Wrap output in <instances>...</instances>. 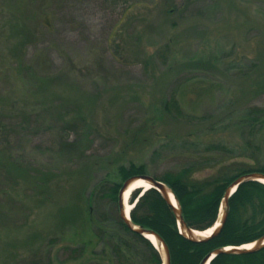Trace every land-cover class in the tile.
<instances>
[{"label": "rangeland", "instance_id": "obj_1", "mask_svg": "<svg viewBox=\"0 0 264 264\" xmlns=\"http://www.w3.org/2000/svg\"><path fill=\"white\" fill-rule=\"evenodd\" d=\"M124 4L0 0V108L32 103L26 123L0 119V264H87L105 247L89 198L121 164L159 175L200 144L246 148L242 121L264 107V0ZM38 55L45 77L29 81L19 64ZM173 95L191 118L164 112Z\"/></svg>", "mask_w": 264, "mask_h": 264}, {"label": "trees", "instance_id": "obj_2", "mask_svg": "<svg viewBox=\"0 0 264 264\" xmlns=\"http://www.w3.org/2000/svg\"><path fill=\"white\" fill-rule=\"evenodd\" d=\"M102 1L113 5L123 1L124 7L136 2ZM17 46L13 47L11 57H17ZM38 56L28 65L16 61L29 81L45 77L38 72H42L41 67L47 65V60L43 61L41 55ZM257 66L254 62L250 68ZM28 100L11 99L10 107L0 108L2 123L7 118L26 123L32 115L28 111L32 103ZM163 110L176 119L191 118L174 95L164 101ZM242 123L246 125L243 128L249 130L244 152L235 154L230 147L220 143L200 144L203 156H192L187 164L178 169L154 175L149 172L148 162L130 161L127 165L118 166L114 181L107 180L97 185L89 198L88 215L96 222L94 236L104 242L105 247L99 253L94 251L93 258L87 264H163L160 253L151 241L132 230L121 217L119 192L124 182L134 176L148 175L165 183L177 198L187 227L201 232L213 228L218 221L227 189L242 176L264 174V156L260 155L264 151V140L260 134L264 128V107H250ZM0 130L4 135L6 129L0 125ZM140 193V190L135 191L131 198L134 205L130 211L131 221L157 233L164 240L169 248L171 264H201L217 249L247 245L264 238V184L261 182L241 183L229 198L222 230L201 242H194L181 234L176 213L157 189L150 188ZM105 200L111 207L107 212H100L99 205ZM69 250L74 260L81 258L85 252L83 246ZM46 260L50 261L48 257ZM43 263L44 258H40L31 264ZM210 264H264V247L245 254L222 253L215 256Z\"/></svg>", "mask_w": 264, "mask_h": 264}, {"label": "water", "instance_id": "obj_3", "mask_svg": "<svg viewBox=\"0 0 264 264\" xmlns=\"http://www.w3.org/2000/svg\"><path fill=\"white\" fill-rule=\"evenodd\" d=\"M145 180L147 181L150 185L151 188H155L157 189L162 195L163 197L166 199V201L171 205V207L173 208L174 212L177 215V219H178V223H179V228H180V232L181 234L185 235V237H187L188 239L194 241V242H201V241H205L208 240L210 238H212L213 236H216L217 234H219V232L222 230L225 222H226V216H227V212H226V207L228 205V201L229 198L232 196V194L236 191V189L238 188V186L246 181H257V182H261L264 184V174L262 173H251L245 176H242L240 178H238L226 191V194L224 196V199L222 201V205H221V209H220V213H219V218L218 221H220V225L218 227H215V229L212 231V234L208 237H201V236H197L196 232H201L198 230H194L192 228H189L186 226L182 216H181V209H180V205L179 202L177 200V198L175 197L173 191L162 181H159L157 179H155L152 176H148V175H144V176H134L129 178L128 180H126L123 184V186L121 187V190L119 192V206H120V213H121V217L123 218V220L127 223V225L134 231L138 232L139 234L143 235L144 237H147V234L149 235H153L158 241L161 242L162 246H163V253L161 252V250L159 248H157L155 246V244L151 241V243L155 246V248L158 250V252L160 253L162 260H163V264H171V259H170V252H169V248L166 245V243L164 242V240L155 232L144 229L138 225H135L130 218V212L127 214L126 209H125V203H124V194L126 193V191L128 190V188L130 187V185L137 181V180ZM139 190V189H138ZM141 190V189H140ZM143 192H145V189L143 190ZM170 193H172L175 201L177 202V205L173 204L171 197H170ZM130 204L131 201H129ZM217 221V222H218ZM252 247L251 248H244L242 246H233L232 248H220L215 250L214 252H212L211 254H209L201 264H210V261L217 255L222 254V253H234V254H245L251 251H255V250H260L264 247V238L251 243Z\"/></svg>", "mask_w": 264, "mask_h": 264}, {"label": "bare ground", "instance_id": "obj_4", "mask_svg": "<svg viewBox=\"0 0 264 264\" xmlns=\"http://www.w3.org/2000/svg\"><path fill=\"white\" fill-rule=\"evenodd\" d=\"M151 188V185L145 181V180H137L135 182H133L130 187L128 188V190L126 191V193L124 194V203H125V209H126V212L127 214L131 211V209L133 208V205H131L129 203L130 201V198L131 196L133 195V193L137 190V189H145V190H148ZM170 197H171V200L173 202V204L177 205V202L175 201L172 193H170ZM220 225V221H218L216 223V226L215 227H218ZM215 227L211 228V229H208L206 231H202V232H196V235L197 236H201V237H208L212 234V231L215 229ZM147 237L149 240H151L155 246L157 248H159L161 250V252L163 253V246L161 244L160 241H158L153 235H149L147 234ZM242 247L244 248H251L252 247V244H247V245H243ZM227 248H232V247H227Z\"/></svg>", "mask_w": 264, "mask_h": 264}]
</instances>
